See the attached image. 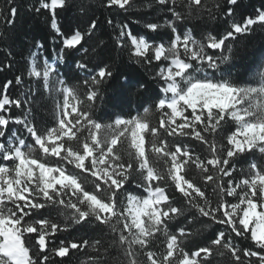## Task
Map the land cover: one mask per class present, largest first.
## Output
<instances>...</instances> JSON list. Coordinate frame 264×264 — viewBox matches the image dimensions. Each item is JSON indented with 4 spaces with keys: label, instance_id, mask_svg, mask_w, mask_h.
I'll return each mask as SVG.
<instances>
[{
    "label": "snow or ice",
    "instance_id": "6c2138e0",
    "mask_svg": "<svg viewBox=\"0 0 264 264\" xmlns=\"http://www.w3.org/2000/svg\"><path fill=\"white\" fill-rule=\"evenodd\" d=\"M22 8L51 32L17 61ZM258 32L264 0H5L0 264H264V60L231 76Z\"/></svg>",
    "mask_w": 264,
    "mask_h": 264
},
{
    "label": "trees",
    "instance_id": "16d2710c",
    "mask_svg": "<svg viewBox=\"0 0 264 264\" xmlns=\"http://www.w3.org/2000/svg\"><path fill=\"white\" fill-rule=\"evenodd\" d=\"M21 5H25L27 3H34L35 0H19ZM86 2H90L94 6H99L101 0H86ZM5 0H0V7H4ZM261 0H244V4L247 7L249 4L255 5V7H260ZM252 9L248 8L246 14H251ZM100 13L97 12V16ZM110 15L105 10V16ZM67 17L69 20L74 19V13L68 12L63 14L60 17L61 23L64 22V18ZM131 18L141 19V15L133 13ZM119 19V18H117ZM193 23H198V21H193ZM135 27L139 28L140 25H135ZM48 13L44 11L42 15H33L28 12L26 8H22L17 16V23L14 31V37L16 41V52L22 53V55H16L17 61H22L28 55V49L31 47L34 39H41L45 34L50 33ZM101 36V39L107 41V36L102 34H98ZM51 39V37H50ZM15 55V53H14ZM114 56H118V53H113ZM123 62L127 65L130 62L127 60V54L123 57ZM264 59V34L257 33L254 37L244 39L241 41L239 48L237 49V55L234 60L235 66L232 68L231 76L235 80L241 81H251L253 79L258 78L257 72L260 70L258 65ZM138 66L132 64L131 68H136ZM8 79L11 78L9 75ZM5 79L4 74H0V82H3ZM117 89L115 87H109L108 91L105 93V103H101L100 111L97 113L98 115H103L105 120L108 119V115L113 111V107L111 102L109 101L110 97H114L116 95ZM137 105L135 102L132 103V114H136ZM47 106H42L41 111L38 114V118H43L48 112ZM142 112V109H141ZM156 115L154 112L148 116V119L152 121L154 124L156 122ZM103 122V121H102ZM86 259L84 254H78L77 257L73 258L71 264H79V260ZM66 264L68 262L66 261ZM223 264V262H220Z\"/></svg>",
    "mask_w": 264,
    "mask_h": 264
},
{
    "label": "rangeland",
    "instance_id": "374dc122",
    "mask_svg": "<svg viewBox=\"0 0 264 264\" xmlns=\"http://www.w3.org/2000/svg\"><path fill=\"white\" fill-rule=\"evenodd\" d=\"M264 60V59H263Z\"/></svg>",
    "mask_w": 264,
    "mask_h": 264
}]
</instances>
